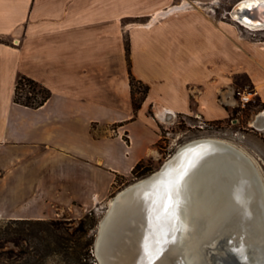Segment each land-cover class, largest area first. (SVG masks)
I'll use <instances>...</instances> for the list:
<instances>
[{"label": "crops", "instance_id": "obj_1", "mask_svg": "<svg viewBox=\"0 0 264 264\" xmlns=\"http://www.w3.org/2000/svg\"><path fill=\"white\" fill-rule=\"evenodd\" d=\"M170 2L0 0V219H43L53 206L84 207L107 198L117 175L130 177L140 160L156 157L151 105L161 115H228L235 105L223 77L229 34L212 18L191 19L188 47L183 38L188 29L174 12L148 25ZM126 40L132 73L150 87L137 114ZM244 46L237 48L261 71L242 72L264 100V83H258L264 79L263 53L252 46L247 53ZM184 47L195 82L188 86L186 79L183 93ZM23 75L51 91L44 105L14 102ZM216 94L222 95L219 102ZM150 128L156 134L149 141Z\"/></svg>", "mask_w": 264, "mask_h": 264}, {"label": "bare ground", "instance_id": "obj_2", "mask_svg": "<svg viewBox=\"0 0 264 264\" xmlns=\"http://www.w3.org/2000/svg\"><path fill=\"white\" fill-rule=\"evenodd\" d=\"M190 4L184 1L168 8L172 11ZM235 6L241 10L232 14L238 23L250 30L260 28L248 21L242 9L255 10L264 6V0H240ZM166 12H157L148 25ZM252 125L264 128V113ZM214 139L216 143L204 148V153L198 149L184 154L159 179L120 197L116 204L109 201L113 207L97 242L100 264H145L153 256V243H158V264L176 259L184 264H202L209 261V251L216 249L217 239L227 234L240 238L245 254L255 253L257 260L251 264H261L264 217L257 171L237 146ZM190 158H194L192 166ZM252 226L259 234L249 235Z\"/></svg>", "mask_w": 264, "mask_h": 264}, {"label": "rangeland", "instance_id": "obj_3", "mask_svg": "<svg viewBox=\"0 0 264 264\" xmlns=\"http://www.w3.org/2000/svg\"><path fill=\"white\" fill-rule=\"evenodd\" d=\"M184 1H189L191 4L182 9H176L169 11L166 9L165 16L171 14H177L182 17L181 22L184 24V28L191 29V19L199 18H212L216 24H220L226 29V32L230 36V56L228 61V67L223 74L226 83L230 84L232 88L231 97L235 102L233 108L229 110V113L224 118L209 119L201 114L193 112L187 113H168L165 112L162 115H156L153 105L148 108V115L155 118L157 123L158 132V144L156 147V157L146 158V164L150 166L151 171L145 175H138L137 177H127L124 182L116 186H113L110 194L104 200L96 204H87L84 207H55L49 208L47 214L49 217H45L39 220L55 221L57 226L61 230H68L73 232L80 226V221L85 218L86 214L92 213L89 218L85 219L84 228H90L89 236H93V244L91 246L92 259L88 261L89 264H96L94 256V242L98 233V227L106 215L109 201L123 189L133 184L134 182L148 177L155 171H157L161 164L168 159L177 148L188 141L204 138L214 137L225 140L238 149L242 150L254 164L264 187V128H257L252 125V121L257 118L260 113H264V100L257 95V88L255 83L250 79L247 73L242 72L246 68L259 71L260 68L254 61L243 51L240 52L237 45L246 46L247 53L250 52L251 46L258 48L262 51L264 56V29L250 30L238 23L232 16L229 15L233 6L240 0H171L170 5H181ZM200 3V4H198ZM176 11V12H175ZM170 12V13H169ZM136 23V22H135ZM138 23V22H137ZM143 23V21L139 22ZM182 24V26H183ZM186 30V29H185ZM183 32L184 45L190 46V30ZM244 46V47H245ZM127 62H130L132 70V62L130 58V42L126 40ZM189 49L184 47L183 52V93L186 90V83L195 82V72L190 70L189 66ZM243 55L244 57L240 56ZM261 71V70H260ZM222 74V73H221ZM136 77V76H135ZM137 78V77H136ZM138 79V78H137ZM140 80V79H139ZM141 81V80H140ZM144 83L143 81H141ZM153 83L158 84V81ZM258 83H264V79L258 80ZM146 84V83H144ZM148 85V84H146ZM188 86L189 83H188ZM228 88L229 86L226 85ZM150 89V87H149ZM27 86L24 87L23 93L29 92ZM241 94H247L250 97V101L242 104L240 101ZM148 96V95H147ZM221 94H216L215 100L219 102ZM137 99L141 98V93H137ZM192 99V98H191ZM146 100V99H145ZM144 100V101H145ZM143 104V103H142ZM190 107L193 108V104L190 101ZM142 107V105H141ZM161 110V109H160ZM138 112V111H137ZM158 113V112H157ZM137 114V113H136ZM115 129L110 127V133L113 134ZM155 131L151 128L148 130L147 138L150 140L155 138ZM134 141L138 146L140 144V138L134 132ZM126 137V135H124ZM4 220L12 218H2ZM33 219V218H31ZM10 247H12L10 245ZM47 264H76L74 260L64 261L63 258L53 257L50 258Z\"/></svg>", "mask_w": 264, "mask_h": 264}, {"label": "trees", "instance_id": "obj_4", "mask_svg": "<svg viewBox=\"0 0 264 264\" xmlns=\"http://www.w3.org/2000/svg\"><path fill=\"white\" fill-rule=\"evenodd\" d=\"M128 71L132 105L136 114L149 93V86L134 76L130 62ZM25 86L30 91L23 93ZM137 93H141L140 99L136 98ZM50 96L51 91L48 88L28 76H20L15 85L14 102L26 107L38 108ZM125 139L128 141L127 137ZM157 144L158 142V148ZM150 171L146 159H142L134 166L131 175L142 176ZM125 179V176L117 175L113 186ZM90 215L92 213L86 214L80 221V226L73 232L62 231L55 221L0 219V264H47L53 257L63 258L64 261L74 260L76 264H89L88 261L92 259L93 236H89L90 228H84V224Z\"/></svg>", "mask_w": 264, "mask_h": 264}, {"label": "water", "instance_id": "obj_5", "mask_svg": "<svg viewBox=\"0 0 264 264\" xmlns=\"http://www.w3.org/2000/svg\"><path fill=\"white\" fill-rule=\"evenodd\" d=\"M236 5V4H235ZM233 6V8L231 9L229 15L232 16L233 13L235 12H241V10H238L236 8V6ZM242 12L244 13V15L246 16V18L248 19V21L251 24L257 25L258 27H260L261 29H264V6H259L257 7L255 10H250L248 7H243ZM216 139L214 138H198V139H194L191 141L186 142L185 144L179 146L177 148V150L174 152V154H172L168 159H166L160 166V168L155 171L154 173H152L151 175H149L148 177H145L143 179H140L136 182H134L133 184L129 185L128 187H126L125 189H123L122 191H120V196L117 197V195L113 198V202L116 204L118 203L120 197H124L126 195H129L132 191H134L135 189H137L138 187H140L141 185H145L146 183H149L151 181H154L156 179H159L160 177H162L163 175H165L167 173V171L179 160L181 159V157L186 154V153H190V152H194L196 150H200V152L204 153V148L210 147V145L212 143H216ZM209 153H207L208 155ZM195 158V157H194ZM194 158H190L189 163L192 166V164H194ZM251 161V160H250ZM218 163V160L216 159H212V163ZM214 163V164H216ZM251 167L255 168L254 164L252 163V161L250 162ZM256 169V168H255ZM257 171V170H256ZM260 188H261V200H260V209L263 212V217H264V187L262 184V180L257 172V176L255 177ZM114 204V205H115ZM113 205H109L107 207V212L106 215L103 217V219L101 220L99 227H98V233L94 242V256H95V260H96V264H100L99 262V258L97 255V242L98 239L100 237L101 231H102V227L104 222L106 221L110 210L112 209ZM239 220H243L242 217L239 216L238 218ZM168 230V224L167 227H164V231ZM249 235H257L259 234L258 230L256 229V227L252 226L251 228H249ZM240 238H236V235H223L221 237H219L217 239V242L215 244V250H211L209 251L208 254V260H203L202 264H251V261L257 260L256 259V255L255 253L251 256L250 254H245L243 252V249L241 248V244H240ZM158 243H153V245H151L152 247H155V249H153L154 251L152 252L153 256L151 258L146 259L145 264H158V256L156 255L157 252H159L158 248ZM240 244V245H239ZM256 249V248H254ZM224 252V254H222ZM257 254V253H256ZM262 260H261V264H264V249L262 251ZM260 259V258H259ZM260 261V260H259ZM168 264H184L181 259H176V260H171L170 263Z\"/></svg>", "mask_w": 264, "mask_h": 264}, {"label": "built area", "instance_id": "obj_6", "mask_svg": "<svg viewBox=\"0 0 264 264\" xmlns=\"http://www.w3.org/2000/svg\"><path fill=\"white\" fill-rule=\"evenodd\" d=\"M240 101H241L242 104L247 103L248 101H250L249 95H247V94H241Z\"/></svg>", "mask_w": 264, "mask_h": 264}]
</instances>
